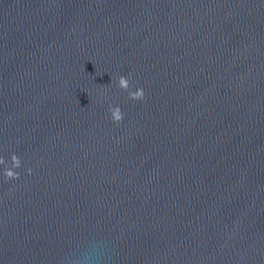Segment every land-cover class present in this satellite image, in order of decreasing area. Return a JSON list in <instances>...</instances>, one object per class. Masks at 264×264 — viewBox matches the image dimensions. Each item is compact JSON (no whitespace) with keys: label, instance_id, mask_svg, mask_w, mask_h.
<instances>
[{"label":"water","instance_id":"95a60500","mask_svg":"<svg viewBox=\"0 0 264 264\" xmlns=\"http://www.w3.org/2000/svg\"><path fill=\"white\" fill-rule=\"evenodd\" d=\"M0 158V264H264V0H0Z\"/></svg>","mask_w":264,"mask_h":264},{"label":"clouds","instance_id":"9594fccd","mask_svg":"<svg viewBox=\"0 0 264 264\" xmlns=\"http://www.w3.org/2000/svg\"><path fill=\"white\" fill-rule=\"evenodd\" d=\"M131 86L132 85L128 77L121 75L118 78L117 87L124 91H128L130 99L143 100L145 98L144 90L139 88L136 91H129ZM109 111L112 113V118L115 122H120L123 120L124 113L119 106H110ZM11 159L13 162V168H19L21 166V160L16 154H13ZM4 162V159L0 158V164H3ZM28 172L31 174V169H29ZM5 176L8 179L19 178V173L13 171L12 169H6Z\"/></svg>","mask_w":264,"mask_h":264}]
</instances>
